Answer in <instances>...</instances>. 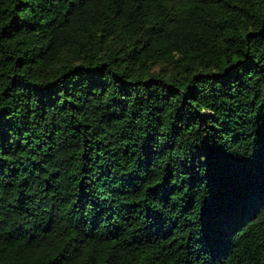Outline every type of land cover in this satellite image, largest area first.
Here are the masks:
<instances>
[{"label":"trees","instance_id":"16d2710c","mask_svg":"<svg viewBox=\"0 0 264 264\" xmlns=\"http://www.w3.org/2000/svg\"><path fill=\"white\" fill-rule=\"evenodd\" d=\"M0 264H264V0H0Z\"/></svg>","mask_w":264,"mask_h":264}]
</instances>
